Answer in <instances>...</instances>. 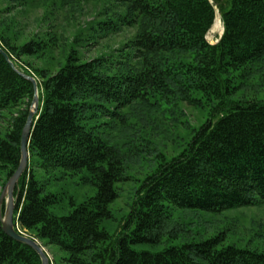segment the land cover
<instances>
[{
  "label": "trees",
  "instance_id": "trees-1",
  "mask_svg": "<svg viewBox=\"0 0 264 264\" xmlns=\"http://www.w3.org/2000/svg\"><path fill=\"white\" fill-rule=\"evenodd\" d=\"M116 1L124 11L90 25V33L135 26L134 36L114 55L81 61L77 47L87 36L76 35L53 73L39 68L33 75L15 62L46 53L55 44L52 37L17 44L18 33L9 34L0 24V47L15 65L0 52V114L15 109L10 128L0 136L3 184L18 166L21 131L34 94L24 75L40 79L28 165L13 192L14 227L42 245L64 250L69 264H264V250L222 245L221 234L167 244L157 252L131 247L175 237L177 227L168 226L175 209L218 212L264 204V97L225 104L264 60V0H226L223 34L214 44L205 37L215 16L209 0ZM210 100L225 104L221 114L203 122L178 154L160 157L142 179L121 231L110 239L100 224L111 219L115 185L127 174L121 150L102 137V129L128 123L127 109L134 104L159 110L180 101ZM56 168L83 173L82 183L96 187L95 195L78 204L70 198L74 207L60 216L50 212L58 197L45 191L39 175ZM107 240L113 245L102 247ZM0 264H41L29 245L2 230L1 222Z\"/></svg>",
  "mask_w": 264,
  "mask_h": 264
},
{
  "label": "rangeland",
  "instance_id": "rangeland-1",
  "mask_svg": "<svg viewBox=\"0 0 264 264\" xmlns=\"http://www.w3.org/2000/svg\"><path fill=\"white\" fill-rule=\"evenodd\" d=\"M209 1L213 4L214 21L216 16L221 20L222 11L228 5L227 1ZM6 4L7 0H0V24L8 27L9 34L18 33L17 39H14L15 43L21 44L31 38L47 37H52L55 42L53 47L41 56H21L15 60L33 75L32 71L39 68H46L50 73L55 72L63 63L64 56L76 35L87 36L83 45L77 47L81 61H85L100 55L116 54L117 49H120L136 32L135 26H127L117 31L99 32L95 36L90 33V25L107 17L114 19L117 14L124 11L125 5L116 0H28V3L23 5L8 4L10 6L4 10ZM214 21L205 36L210 44L218 42L223 34L222 32L219 34L218 25L213 26ZM260 65L261 67L251 71L239 88L226 98L225 104L229 99L264 97V60ZM33 77L37 83L40 82L38 77ZM36 92L39 98V86ZM225 104L219 105L218 100L204 101L198 105L180 101L175 105L163 106L159 110H149L134 104L132 108L127 109L130 112L128 123H117L112 129H102V137L121 150L127 174V180L117 182L115 185L118 196L109 205L111 219H104L100 224L101 228L109 233L110 239H114L121 231L142 179L155 169L161 160L160 157L168 159L178 154L196 129L211 115L219 116ZM13 111L15 109L1 112L0 136L5 135L10 128ZM39 175L41 180L46 182L45 191L52 192L58 197V201L49 207L50 212L57 216L66 215L72 210L74 206L69 204L70 198L78 204L96 193L94 185L82 183L80 176L83 173L71 174L56 168ZM4 185L1 178L0 192ZM4 209L5 204L2 202L1 214ZM168 226L177 227L175 237L165 236L157 244H131V247L137 251L157 252L167 244L200 241L221 234L222 245L234 244L264 250V204L218 212L175 209L172 211V219ZM38 242L47 253L50 264H69L63 259L67 256L64 250L56 245H42L41 241ZM111 242L107 240L101 246L111 247L113 245Z\"/></svg>",
  "mask_w": 264,
  "mask_h": 264
},
{
  "label": "water",
  "instance_id": "water-1",
  "mask_svg": "<svg viewBox=\"0 0 264 264\" xmlns=\"http://www.w3.org/2000/svg\"><path fill=\"white\" fill-rule=\"evenodd\" d=\"M223 33V31H222ZM0 52L4 55V57L9 61L12 67L15 68L12 61L9 60L7 53L0 47ZM28 78L34 87V94L31 101V107L28 111L26 122L21 131L20 137V159L16 170L13 174L8 178L6 181L2 191L0 192V204L4 202L5 209L3 214L0 211V222L2 230L11 238L16 241L25 243L29 245L40 257L41 264H50L49 258L47 253L45 252L44 248L39 244V242L29 236L26 235L24 232L16 230L14 227L13 222V213H14V206H15V197H14V188L18 182L19 177L26 169L28 165L29 159V152H28V144L29 138L31 134V130L33 128L35 119L37 118L38 106H39V98L37 96V82L33 76L24 75Z\"/></svg>",
  "mask_w": 264,
  "mask_h": 264
},
{
  "label": "bare ground",
  "instance_id": "bare-ground-1",
  "mask_svg": "<svg viewBox=\"0 0 264 264\" xmlns=\"http://www.w3.org/2000/svg\"><path fill=\"white\" fill-rule=\"evenodd\" d=\"M215 25L219 26V34H221V32L223 30V26H222L221 20L218 16H216L213 26H215Z\"/></svg>",
  "mask_w": 264,
  "mask_h": 264
}]
</instances>
